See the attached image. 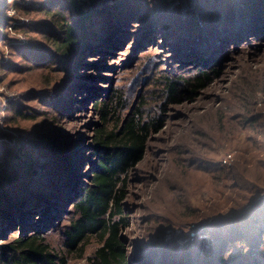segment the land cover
I'll return each instance as SVG.
<instances>
[{
	"label": "rangeland",
	"instance_id": "rangeland-1",
	"mask_svg": "<svg viewBox=\"0 0 264 264\" xmlns=\"http://www.w3.org/2000/svg\"><path fill=\"white\" fill-rule=\"evenodd\" d=\"M66 3L0 0V161L19 167L33 143L37 160H55L35 187L62 180L51 222L91 182L94 135L105 125L94 103L121 94L115 120L139 110L158 124L125 174L120 234L137 263L264 264V235L253 238L256 222L241 212L264 193V0H99L83 28ZM49 5L76 27L68 54L41 24ZM202 72L211 79L186 90ZM256 208L253 220L264 218ZM97 239L69 264H88Z\"/></svg>",
	"mask_w": 264,
	"mask_h": 264
},
{
	"label": "trees",
	"instance_id": "trees-1",
	"mask_svg": "<svg viewBox=\"0 0 264 264\" xmlns=\"http://www.w3.org/2000/svg\"><path fill=\"white\" fill-rule=\"evenodd\" d=\"M66 1L64 8L72 10L80 28L86 27L99 9V0ZM50 7L53 6L39 8L49 18L41 24L50 31L48 39L55 49L68 54L79 43L76 41V27L69 24L62 11L51 12ZM56 29L61 33L58 38L52 37L57 33ZM210 79L209 72H202L183 83L186 90L196 91ZM176 84L170 80L166 85L173 100ZM123 101L121 94H115L111 101L94 103L99 106L105 125L94 135L91 154L95 159L92 161L91 182L82 186L80 193L68 202L71 209L60 210L51 222H47L50 212L64 202L62 189L58 187L62 180L49 181L42 189L35 187L43 179L49 180L47 177L55 160H37L34 150L38 146L33 143L30 148H22L19 167L12 169L8 163L0 161V240L17 230L16 238L0 243V264H69L77 251L81 254V249L91 243L93 236H98L100 245L88 257V264H138L136 260L140 253L131 250L128 239L120 234L129 225L126 218L120 216L121 201L125 196V174L144 158L149 129L158 124L156 120H145L139 110L136 114L115 120ZM44 145L48 146L47 143ZM15 169L19 173L14 172ZM52 176L56 177L55 174ZM257 204L264 205V193L252 205H245L241 212L250 216L251 224L256 222L250 230H257L258 235L253 238L260 239V233L264 235V218L260 215L262 218L253 220L252 215L258 210ZM60 215L62 221L57 224ZM53 222L57 224L55 227L51 226ZM237 233L241 234V231ZM58 234L61 238L55 244L53 239Z\"/></svg>",
	"mask_w": 264,
	"mask_h": 264
},
{
	"label": "water",
	"instance_id": "water-1",
	"mask_svg": "<svg viewBox=\"0 0 264 264\" xmlns=\"http://www.w3.org/2000/svg\"><path fill=\"white\" fill-rule=\"evenodd\" d=\"M57 220H58V223H57V224H60L61 221H62V216L60 215V217H58ZM57 224H56V222H53V223L51 224V226L55 227Z\"/></svg>",
	"mask_w": 264,
	"mask_h": 264
}]
</instances>
